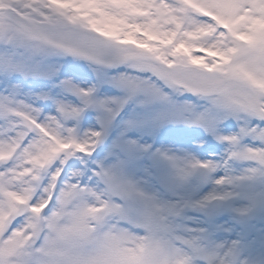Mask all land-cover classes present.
Instances as JSON below:
<instances>
[{
    "label": "snow or ice",
    "instance_id": "obj_1",
    "mask_svg": "<svg viewBox=\"0 0 264 264\" xmlns=\"http://www.w3.org/2000/svg\"><path fill=\"white\" fill-rule=\"evenodd\" d=\"M0 264H264V0H0Z\"/></svg>",
    "mask_w": 264,
    "mask_h": 264
}]
</instances>
